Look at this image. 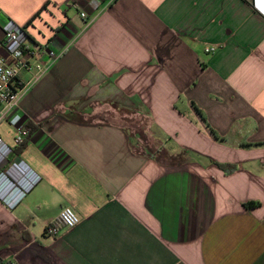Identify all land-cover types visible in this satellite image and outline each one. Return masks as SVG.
Returning <instances> with one entry per match:
<instances>
[{
	"label": "crops",
	"instance_id": "1",
	"mask_svg": "<svg viewBox=\"0 0 264 264\" xmlns=\"http://www.w3.org/2000/svg\"><path fill=\"white\" fill-rule=\"evenodd\" d=\"M8 19L46 70L19 73L21 141L0 125L10 160L39 176L12 208L0 201L1 264H264L253 0H0V38ZM120 114L143 119L145 142ZM64 206L79 223L46 235Z\"/></svg>",
	"mask_w": 264,
	"mask_h": 264
},
{
	"label": "built area",
	"instance_id": "2",
	"mask_svg": "<svg viewBox=\"0 0 264 264\" xmlns=\"http://www.w3.org/2000/svg\"><path fill=\"white\" fill-rule=\"evenodd\" d=\"M111 3L114 0H107ZM73 5H76L73 3ZM264 16V3H259ZM84 17L85 12H80ZM0 38V125L5 124L12 130L13 141H21L27 133L20 101L24 96L28 82L19 78L21 70L30 73L31 80H38L46 70L39 57L43 50L40 46H28V35L21 26L8 19L2 25ZM214 48H206L211 51ZM59 54L50 53L55 59ZM12 146L0 134V201L12 208L30 188L39 180V176L22 160H10ZM80 221L79 215L70 206L61 208L57 220L46 225L44 233L50 237L57 235L61 227L73 228Z\"/></svg>",
	"mask_w": 264,
	"mask_h": 264
},
{
	"label": "rangeland",
	"instance_id": "3",
	"mask_svg": "<svg viewBox=\"0 0 264 264\" xmlns=\"http://www.w3.org/2000/svg\"><path fill=\"white\" fill-rule=\"evenodd\" d=\"M108 107V106H105ZM103 107V109L105 108ZM111 119L113 117V119H121V121L126 125V127H128L132 133H134V131L136 130L138 133V138L141 142H145V133L143 132V127H145V123L143 121V119L140 116H109ZM108 117V118H109Z\"/></svg>",
	"mask_w": 264,
	"mask_h": 264
},
{
	"label": "trees",
	"instance_id": "4",
	"mask_svg": "<svg viewBox=\"0 0 264 264\" xmlns=\"http://www.w3.org/2000/svg\"><path fill=\"white\" fill-rule=\"evenodd\" d=\"M22 29L25 30V27H22ZM216 165H218L220 168H225V167H229L230 169H228L229 171L232 170V166L230 165H224V164H221V163H215ZM244 207H246L247 209H251V208H254L256 206H258V203L257 202H254V201H248V202H245L244 204ZM1 264V263H0Z\"/></svg>",
	"mask_w": 264,
	"mask_h": 264
},
{
	"label": "clouds",
	"instance_id": "5",
	"mask_svg": "<svg viewBox=\"0 0 264 264\" xmlns=\"http://www.w3.org/2000/svg\"><path fill=\"white\" fill-rule=\"evenodd\" d=\"M256 0H253V5L254 7L258 10V12H260V9L262 10V7L261 6H258V4L256 5Z\"/></svg>",
	"mask_w": 264,
	"mask_h": 264
}]
</instances>
